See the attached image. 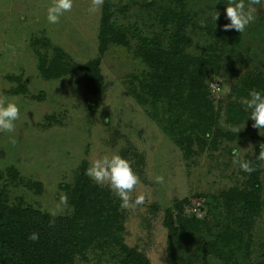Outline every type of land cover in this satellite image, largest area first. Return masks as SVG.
Masks as SVG:
<instances>
[{"label": "rangeland", "instance_id": "rangeland-1", "mask_svg": "<svg viewBox=\"0 0 264 264\" xmlns=\"http://www.w3.org/2000/svg\"><path fill=\"white\" fill-rule=\"evenodd\" d=\"M51 3L0 0V96L17 102L21 112L13 131L0 132L4 200L68 215L76 180L88 178L96 186V206L109 211L105 217L116 218L104 231L113 236L119 230V241L100 237L71 264H118L122 246L140 254L144 264H264V160L255 159L260 169L249 174L231 158L235 144L247 159L264 142L244 104L250 89L264 90V0H246L255 19L243 33L222 28L228 23L227 0H154L152 6L146 0H103L95 11L89 10L92 0H73L55 24L46 19ZM104 11L108 22L125 32L127 45L100 44ZM176 30L185 37L179 55L184 68L193 69V61L214 52L210 58L216 56L219 71L227 74L206 78L214 118L209 127L221 130L213 144L212 132L202 138L207 143L197 142L201 132L185 127L194 116L187 115L188 103L177 104L178 87H187L186 73L166 85L160 62L151 69L140 55L139 43L147 38L165 48L149 46L148 52L163 61ZM222 30L235 32L238 41L224 46L219 56ZM95 67L99 76L85 71ZM210 83L230 91L217 93ZM156 94L154 105L143 99ZM229 103L236 108L231 120ZM183 135L189 142L181 140ZM114 151L139 176L132 197L143 192V204L121 208L106 183L85 174L91 160ZM157 175L163 183L155 181ZM250 177L261 181L256 212L228 196L230 188L246 187Z\"/></svg>", "mask_w": 264, "mask_h": 264}, {"label": "trees", "instance_id": "trees-1", "mask_svg": "<svg viewBox=\"0 0 264 264\" xmlns=\"http://www.w3.org/2000/svg\"><path fill=\"white\" fill-rule=\"evenodd\" d=\"M180 2V1H179ZM148 6L154 4V0H146ZM109 14L105 11L103 12L102 23H101V34H100V44L104 45L107 42H119L125 45L128 44V39L125 32L121 30L117 25H113L108 22ZM176 30L171 34L172 36V46L167 48V54H164L163 61H159L149 54V46L161 47V44L149 42L147 38H144L139 43L140 55L143 56L144 60L149 63L153 69L158 66L160 62L163 66V70L166 76V85H171L176 76H183L186 73L187 87L182 86V90L178 87L179 93L177 104L182 105L188 103L189 110L187 115H194L191 120L187 122L185 127H192L197 132L195 139L197 142H206L202 140L206 136L211 134V128L209 124L214 123L213 112L211 111L210 102L206 98L208 86L206 83L207 75L213 73L216 76H222L217 65V57H209L206 59H200L198 63H194V71L192 68H184L183 59L179 58L180 53L182 54V41L185 37L178 33ZM218 38H220L219 56L222 51L225 53L224 46L227 44H236L238 37L233 31L225 32L221 31L218 33ZM140 35V33H139ZM214 36V35H213ZM130 38H135V35H131ZM224 43V45H223ZM184 44V43H183ZM222 46V47H221ZM165 49V48H163ZM181 49V50H180ZM210 51H215L210 49ZM209 51V52H210ZM208 52V53H209ZM163 55V54H160ZM189 62V60H188ZM96 65V63H95ZM182 66V69L179 66ZM60 72L63 70V65H57ZM178 66V67H176ZM174 68L173 69H171ZM173 70V71H172ZM90 76H99L97 67L94 70H85ZM175 72V73H174ZM229 75V74H228ZM224 77L227 76L225 73ZM87 78V75H86ZM165 85V86H166ZM177 85V82L175 83ZM156 86V85H155ZM176 93V89H174ZM149 99V97H143L145 101L150 102L151 105L156 103L155 98ZM228 120L233 119V111L236 108L233 103L226 104ZM173 108L169 106L168 111L172 114L174 113ZM232 111V112H231ZM210 113V114H209ZM204 116L205 118H199L196 116ZM209 121H208V120ZM171 131H173L171 129ZM213 137L211 138V144L216 141L217 136L221 133V130L215 128L212 132ZM190 139L189 135L181 136V140L188 141ZM189 142V141H188ZM207 143V142H206ZM259 151H257L258 153ZM247 159L256 161L257 154L254 156H248ZM254 163V162H253ZM254 167H259L258 164ZM246 187L239 189L238 187L230 188L228 193L229 199H233L237 202H242L249 212H256L261 208V200L259 193L261 192V181L256 177H250L246 179ZM96 186H93L89 179L84 175L80 176L75 183V189H73L70 205L72 206V211L68 215H53L48 212H43L40 209L33 208L30 205H22L19 203H7L4 200L3 195L0 193V264H71L75 255H80L85 251L90 244L94 243L96 239L103 237L105 239H112L113 242L118 243L119 230L117 234L110 236L109 233L104 231V227L108 224H113L116 218L112 217L110 214L103 215L104 212H109L104 209L102 205L96 206V199L93 198ZM92 195V196H91ZM226 195V197H228ZM231 197V198H230ZM114 208V207H113ZM106 210V211H105ZM112 211H117L115 207ZM246 213V212H245ZM244 215V211L242 213ZM247 214V213H246ZM109 227V226H108ZM32 232L39 233V239L37 241H31L28 239V235ZM122 251L124 256L119 257L118 264H144L145 261L142 259L140 254L133 250L124 248L122 246Z\"/></svg>", "mask_w": 264, "mask_h": 264}, {"label": "clouds", "instance_id": "clouds-1", "mask_svg": "<svg viewBox=\"0 0 264 264\" xmlns=\"http://www.w3.org/2000/svg\"><path fill=\"white\" fill-rule=\"evenodd\" d=\"M259 2V0H257ZM103 0H92L90 11H95L96 7L102 5ZM225 17L228 23L222 25L225 30L235 29L239 33H243L246 27L255 19L253 10L246 6V0H227L224 4ZM73 0H52L46 9V19L49 23L55 24L59 21L64 12L71 10ZM219 18V12L214 11L211 20L215 21ZM213 91L217 93H226L229 88H221L219 84L210 83ZM244 104L248 110L247 118L253 121L252 127L257 129L258 133L264 135V90L256 88L250 89L248 96L244 99ZM21 115L20 106L14 100L7 96H0V132H11L15 129V122ZM245 121V120H244ZM241 128L235 129L236 133ZM15 140H13V143ZM235 144L231 148V158L233 165L238 166L245 173L255 171L251 160L246 159L245 153ZM259 152L257 158L264 160V142L259 143ZM85 174L92 178L97 184H107L110 191L120 201L121 208L135 207L141 205L145 201V194L138 193L135 198L132 197L134 188L140 183V178L133 170L128 159L123 157L118 151L110 154L99 155L98 158L91 160L89 166L85 169ZM157 183H163L164 177L157 175L155 178ZM67 202V197L62 198ZM31 241L39 239V233L32 232L28 235Z\"/></svg>", "mask_w": 264, "mask_h": 264}]
</instances>
